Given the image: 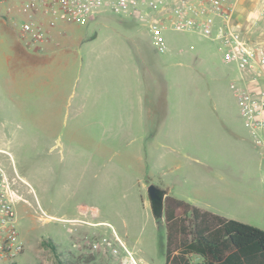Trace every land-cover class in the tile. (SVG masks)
Wrapping results in <instances>:
<instances>
[{"label":"rangeland","instance_id":"obj_1","mask_svg":"<svg viewBox=\"0 0 264 264\" xmlns=\"http://www.w3.org/2000/svg\"><path fill=\"white\" fill-rule=\"evenodd\" d=\"M20 23L0 6V161L21 178L26 200L15 207L23 244L16 264H59L48 240L73 264H118L126 249L144 264H165V229L155 226L148 184L264 230V148L252 143L230 87L239 84L238 69L215 40L165 30L160 52L144 22L106 9L61 24L57 53L28 64L14 51L25 45ZM110 37L133 81L136 67L160 66L168 104L156 136H106L96 127L82 88L90 50ZM49 86H61V98Z\"/></svg>","mask_w":264,"mask_h":264},{"label":"built area","instance_id":"obj_2","mask_svg":"<svg viewBox=\"0 0 264 264\" xmlns=\"http://www.w3.org/2000/svg\"><path fill=\"white\" fill-rule=\"evenodd\" d=\"M236 0H0L8 13L21 18L18 36L28 47L43 50L52 32L64 23H81L106 9L122 11L144 22L160 52L165 30L195 31L215 40L226 62L239 72L231 83L239 113L264 148V37L251 35L234 20ZM264 13V7L261 11ZM256 22V20H255ZM254 22V23H255ZM4 150L0 149V152ZM19 180L0 161V264H12L23 250L16 229V204L26 202ZM39 219H44L38 214ZM110 245V243H108ZM118 264H144L126 249Z\"/></svg>","mask_w":264,"mask_h":264},{"label":"crops","instance_id":"obj_3","mask_svg":"<svg viewBox=\"0 0 264 264\" xmlns=\"http://www.w3.org/2000/svg\"><path fill=\"white\" fill-rule=\"evenodd\" d=\"M234 9V20L239 26L249 29L251 35L257 36V33L262 31L261 38L264 37V13H261L263 7L260 8L258 0H236ZM60 34L61 25H58L43 50H37L17 42L14 51L23 62L36 64L43 60L40 56L41 52L50 50L51 57L57 53L55 45L59 44L61 40ZM113 40L112 37L104 39L105 42L100 47L90 50V52L92 51L90 56L92 60H90L89 66L92 64V70L89 74L90 80L83 84L82 96L91 101L96 127L104 135L126 136L137 130L144 136L145 134L156 136L167 116V111L164 110L168 104L166 80L160 73V66L152 64L151 70L145 66L136 67L135 81H133L131 67L126 66V61L122 58L124 51L118 49V45ZM125 54L127 53L125 52ZM147 71L150 74H154L152 71H157L154 75L156 81L151 80ZM140 75L142 79H140ZM49 92H54L56 99L62 96L61 86H49ZM242 119L244 120V118ZM152 121L155 124L154 132L151 129V125L152 128L154 126ZM245 125L249 130L252 143L263 148L259 143H256L246 122ZM260 137H264L261 132H259L258 138ZM169 187L171 189V186ZM138 259L144 262L141 258Z\"/></svg>","mask_w":264,"mask_h":264},{"label":"trees","instance_id":"obj_4","mask_svg":"<svg viewBox=\"0 0 264 264\" xmlns=\"http://www.w3.org/2000/svg\"><path fill=\"white\" fill-rule=\"evenodd\" d=\"M164 229L165 264H264V230L170 195L164 203ZM47 246L59 264H73L54 242L48 240Z\"/></svg>","mask_w":264,"mask_h":264},{"label":"water","instance_id":"obj_5","mask_svg":"<svg viewBox=\"0 0 264 264\" xmlns=\"http://www.w3.org/2000/svg\"><path fill=\"white\" fill-rule=\"evenodd\" d=\"M170 194V187L159 188L154 184L146 186V195L150 208L151 215L154 219L155 226L164 227V203L165 198Z\"/></svg>","mask_w":264,"mask_h":264}]
</instances>
